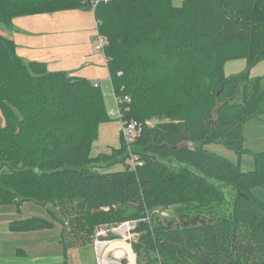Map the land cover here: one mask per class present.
<instances>
[{"label": "trees", "instance_id": "16d2710c", "mask_svg": "<svg viewBox=\"0 0 264 264\" xmlns=\"http://www.w3.org/2000/svg\"><path fill=\"white\" fill-rule=\"evenodd\" d=\"M68 10L92 11L91 0H0V26L11 32L16 18ZM93 15L113 95L130 99L122 120L158 123L92 157L99 126L113 119L101 89L23 61L0 35V206L51 205L82 244L99 226L140 221L138 264H264V202L251 193L264 188V152L243 172L204 149L242 152L244 125L264 116V76L249 75L264 61V0H110ZM237 59L246 69L226 77ZM131 155L142 165L98 171ZM212 180L233 191L228 202ZM169 208L175 216H161ZM52 228L33 217L8 225Z\"/></svg>", "mask_w": 264, "mask_h": 264}, {"label": "crops", "instance_id": "0c3cea01", "mask_svg": "<svg viewBox=\"0 0 264 264\" xmlns=\"http://www.w3.org/2000/svg\"><path fill=\"white\" fill-rule=\"evenodd\" d=\"M12 24L13 31L3 33V35L13 40L16 54L23 61L42 63L49 72H63L70 78L85 79L100 89L102 86L111 87L104 53L94 49L97 40V25L93 11L68 10L33 15L16 18ZM113 101L115 105L114 95ZM106 104L109 105L108 101H105ZM115 121L112 119L99 126L98 137L91 149L92 157L110 154L112 149L119 148L120 124L118 125ZM115 171H122V169L111 170V172ZM10 206L17 211L20 210L14 205ZM11 222L13 221L9 220L6 211L5 213L0 211V241L5 236H27L35 233L11 232L8 229ZM36 249L42 251V246L35 247L34 255L20 248L13 250L12 255L17 259V264H39L42 261L40 256L42 253L37 255L38 250ZM65 255L67 264H73L71 250L68 249ZM8 262L0 258V264H10ZM61 262L62 264L64 262L63 254ZM94 262L85 261L84 264Z\"/></svg>", "mask_w": 264, "mask_h": 264}, {"label": "rangeland", "instance_id": "374dc122", "mask_svg": "<svg viewBox=\"0 0 264 264\" xmlns=\"http://www.w3.org/2000/svg\"><path fill=\"white\" fill-rule=\"evenodd\" d=\"M186 0H172V5L174 7H182ZM10 32L7 28L0 26V35L3 33ZM246 69V62L244 59L230 60L224 65V75L230 77L243 72ZM250 77H260L264 76V61L258 63L249 71ZM105 101H108L106 108L108 113L115 109L112 90L110 86H102L101 89ZM116 120L115 118H113ZM3 117L0 113V126L3 125ZM118 123L119 121L116 120ZM147 127H153L158 123L157 119H152L147 121ZM190 148H194V143H189ZM204 149L214 153L220 157H223L235 165L239 166L243 172H250L254 169V155L264 152V116H258L250 121H248L243 127V141H242V152L238 153L224 146L223 144L213 143L205 145ZM129 165L128 161L125 164H116L113 167L102 168L98 170L99 172L111 171L113 169L124 170L125 166ZM2 171V170H1ZM216 186H219L225 194L226 201L228 202L232 196L233 191L229 187H223L220 183L213 181ZM252 196L257 200L264 202V188L257 187L252 190ZM20 210L17 211L13 206L4 205L0 207L2 213H7L9 220L17 221L24 220L27 218H42L53 223V228L51 230H44L35 232L32 235L27 236H17L12 235L11 237H2L0 241V258L4 261H9L10 264H17V259L12 255V251L16 248H20L24 251H29L30 255H34L35 247L42 246V251H37V255L42 253L41 263L39 264H62V251L63 244L68 245V249L71 250V255L73 259V264H84L86 262L95 261V256L93 252L92 236L89 241L81 243V241H76L73 237L69 236L65 232V225L68 223V219L62 217L56 208L51 205H41L33 202H25ZM50 213V214H49ZM161 216L165 218H171L175 216L173 208H169L161 213ZM7 218V217H6ZM7 231V230H5ZM64 235V236H63ZM139 235L134 236L133 245L138 240ZM132 245V249H133ZM77 250V251H76ZM136 257L137 255L133 249ZM19 260V259H18ZM24 263H28L24 261ZM92 264H95L92 263Z\"/></svg>", "mask_w": 264, "mask_h": 264}, {"label": "built area", "instance_id": "2783aa9c", "mask_svg": "<svg viewBox=\"0 0 264 264\" xmlns=\"http://www.w3.org/2000/svg\"><path fill=\"white\" fill-rule=\"evenodd\" d=\"M110 0H91L92 11L100 3H107ZM107 39L97 33V40L94 49L98 52L104 51ZM97 86V85H94ZM115 110L109 115L119 121L120 137L127 146L133 145L141 136L147 122L140 123L135 120L123 121L124 109L121 104L129 103L130 99L114 97ZM128 164L132 169L141 166L142 162L135 155H131ZM140 221H125L118 225H102L95 229L92 236V245L95 256V264H136V257L132 249L133 238L137 236L136 227Z\"/></svg>", "mask_w": 264, "mask_h": 264}]
</instances>
